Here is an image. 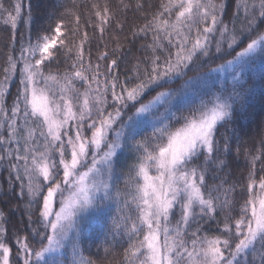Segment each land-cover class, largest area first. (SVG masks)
<instances>
[{"label": "snow or ice", "instance_id": "6c2138e0", "mask_svg": "<svg viewBox=\"0 0 264 264\" xmlns=\"http://www.w3.org/2000/svg\"><path fill=\"white\" fill-rule=\"evenodd\" d=\"M84 2L0 0V264H264V0Z\"/></svg>", "mask_w": 264, "mask_h": 264}, {"label": "trees", "instance_id": "16d2710c", "mask_svg": "<svg viewBox=\"0 0 264 264\" xmlns=\"http://www.w3.org/2000/svg\"><path fill=\"white\" fill-rule=\"evenodd\" d=\"M14 2V0H4V4L5 6H9L10 4H12ZM80 2V0H78V3ZM125 2H127V0H125ZM157 2V0H151V3L155 4ZM31 3V7H32V16L34 19V23L32 25L33 28V32L35 33L36 29H40V28H47L49 27V25L51 24L52 27L55 26V20L53 21H49L44 14V10L46 8L50 7L51 4V0H30ZM92 3H99L101 6H103L105 3H107L109 5V7L113 10V11H118L119 7H120V0H85L84 3L81 4L79 11L85 13L81 23L83 25L84 19H87L88 16L91 15L90 9H91V4ZM229 3H232V0H229ZM68 6L71 7V3L69 0ZM28 7V3L26 0L25 3V8ZM125 15H127V19L128 22L131 23L134 20V15L132 12H128L127 14L123 13V12H119L118 11V15L116 17V19L118 21L123 22ZM142 14H136V16H139ZM92 19L94 20V16L92 17ZM136 23H142V21L140 20H136ZM26 31V27L25 25H21L19 28V32H25ZM90 35H92L91 32V28L88 29ZM117 34V29H116V25L115 23H113L111 26L108 27V29L105 31L104 33V39L103 41L100 40V33L97 31L93 37L94 40V44L96 43H108L109 44V49L111 48V37L113 35ZM127 34V27L125 28V32L123 34H120V38L123 39V35ZM10 38V30L9 31H3L2 29H0V75H2V69L5 65V58H6V51H5V42L8 41ZM101 50H103V48H101ZM133 54L134 55H141L138 51H136L135 49L133 50ZM93 55H95V49H93ZM219 63V61L217 62ZM189 75H195V73H189ZM15 87H13L11 89L13 95L15 94ZM255 106L257 111H260V103L259 100H257L255 102ZM247 124V122H245ZM250 131L252 133H255V125H251L250 126ZM260 139V136L258 134H254L252 136L251 139H248V143H247V147L249 149H255L256 147H259L258 141ZM235 155V153H234ZM122 159H124V157H122ZM248 158H246V156L243 154V150L241 155L239 156L238 159H236L233 164L230 171V174L228 176L229 182L230 183H235L236 181H239L241 184L244 183V177H246L247 172H248ZM257 167H259V164L257 165ZM121 187H123V185L121 184ZM2 206V205H0ZM21 210H14V214L10 216V222L8 223L7 227L10 230H13V225H18L21 228H23V220L26 219V217H22L21 216ZM90 225H91V229H95L97 227L95 219H93L92 221H90ZM22 235H27V232H22ZM13 255L15 256V247L13 248ZM82 255L85 259L91 258L93 260H97L98 256L99 257H105V253L103 252V250H101L99 253H97V249L96 247H92L90 250L88 248V245L85 244L83 245V250H82ZM70 258V257H69ZM77 259L79 260V257H77ZM106 259L108 261H110L111 264H121L122 262V248L120 247H116L114 249L110 250V254L106 257Z\"/></svg>", "mask_w": 264, "mask_h": 264}, {"label": "rangeland", "instance_id": "374dc122", "mask_svg": "<svg viewBox=\"0 0 264 264\" xmlns=\"http://www.w3.org/2000/svg\"><path fill=\"white\" fill-rule=\"evenodd\" d=\"M111 264V263H110Z\"/></svg>", "mask_w": 264, "mask_h": 264}]
</instances>
